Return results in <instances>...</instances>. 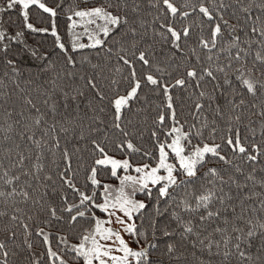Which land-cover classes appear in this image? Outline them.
<instances>
[{
	"label": "snow or ice",
	"instance_id": "snow-or-ice-1",
	"mask_svg": "<svg viewBox=\"0 0 264 264\" xmlns=\"http://www.w3.org/2000/svg\"><path fill=\"white\" fill-rule=\"evenodd\" d=\"M5 4L0 264H264V0Z\"/></svg>",
	"mask_w": 264,
	"mask_h": 264
},
{
	"label": "trees",
	"instance_id": "trees-1",
	"mask_svg": "<svg viewBox=\"0 0 264 264\" xmlns=\"http://www.w3.org/2000/svg\"><path fill=\"white\" fill-rule=\"evenodd\" d=\"M5 5H6L5 0H0V7H4ZM7 15H12L13 17H15V12L11 11V12L7 13ZM58 24H59V30L61 31V33H63L65 30V27H66L65 19L60 18L58 21ZM78 31H79V29H78ZM93 62L95 63L96 61H93ZM115 66H117V58L115 57V55H113L112 57L101 62L100 69L95 70V71L99 72L100 75L103 77V79L101 80V83H107L113 77V75H115L117 78L119 77L120 74L115 72ZM91 71L92 70H90V72ZM65 83H67L68 85H70L73 88L79 87L83 84L82 81L74 82L70 79L66 80ZM33 96L35 98V102L38 105H40L41 97L36 96L35 93H33ZM10 103H11V106L14 107L17 112H19L20 110L23 109L22 102L19 99H16L15 95L13 96V101H11ZM140 103L144 107L152 106V111L154 114V105L158 104L159 100L154 95H150L149 100L147 101L146 104L143 100ZM41 107H42V105H41ZM9 110H11V109H9ZM25 115H28L27 111H25ZM81 115L83 117V119H82L83 129L82 130L84 131L85 135H87L88 134V125L92 122L91 117L94 114L92 112H88L87 115H83V113H81ZM181 116H182V118H187L188 117V109H185V111L183 113H181ZM18 118L19 117L16 116V114L14 113L13 114V120L18 119ZM104 118L107 119V117H104ZM134 119L138 120L140 122L141 127H143L145 130V133H147V128L151 125V116L147 113H141L140 116L134 117ZM145 121H147V123H145ZM2 122H3V119L0 118V123H2ZM50 122L51 121H49V123ZM8 123H12V120H9ZM78 130H80V129H78ZM16 131L17 132L20 131L19 126H17ZM12 135L15 139V142L19 143L21 145L19 151H23L26 155L30 156V159L28 161H26V165L28 167H31V164L34 161V158H35L36 153H37L35 146L30 145L24 141H21L15 133H13ZM39 135H40V132H39V130H37V137H39ZM60 135L63 136L62 133ZM47 139L50 140V137H48ZM9 143H11V142H6L5 146H8ZM62 143H63V141H62ZM45 156L47 157V159L45 160V163L48 164V168H49V170H51L54 167V165L51 164V160L53 159V157H51V155L48 152H45ZM58 157H59V154L57 153V157H55V158L58 159ZM5 163L7 164L8 161H5ZM82 178L83 177L81 175V179ZM23 179H24V177H22V180ZM111 182L115 183L116 181L112 180ZM0 228H2V225H0Z\"/></svg>",
	"mask_w": 264,
	"mask_h": 264
},
{
	"label": "rangeland",
	"instance_id": "rangeland-1",
	"mask_svg": "<svg viewBox=\"0 0 264 264\" xmlns=\"http://www.w3.org/2000/svg\"><path fill=\"white\" fill-rule=\"evenodd\" d=\"M5 6H6V5H5ZM5 6H4V7H5ZM115 183H116V182H115ZM115 183H113V184H115ZM114 226H115V225H114ZM126 239H129V240H130L131 238H130V237H126ZM133 247H135V245H133Z\"/></svg>",
	"mask_w": 264,
	"mask_h": 264
}]
</instances>
